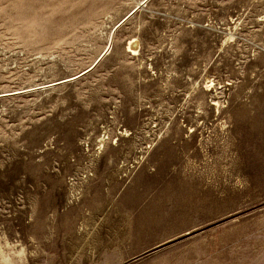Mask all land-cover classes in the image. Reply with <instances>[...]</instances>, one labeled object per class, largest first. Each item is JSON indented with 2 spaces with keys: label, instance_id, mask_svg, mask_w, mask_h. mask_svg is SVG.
<instances>
[{
  "label": "rangeland",
  "instance_id": "374dc122",
  "mask_svg": "<svg viewBox=\"0 0 264 264\" xmlns=\"http://www.w3.org/2000/svg\"><path fill=\"white\" fill-rule=\"evenodd\" d=\"M0 264H264V0H0Z\"/></svg>",
  "mask_w": 264,
  "mask_h": 264
},
{
  "label": "bare ground",
  "instance_id": "6f19581e",
  "mask_svg": "<svg viewBox=\"0 0 264 264\" xmlns=\"http://www.w3.org/2000/svg\"><path fill=\"white\" fill-rule=\"evenodd\" d=\"M133 38H134V37H133ZM133 38H131V39H133ZM127 47H128V49L130 48V49H132V50H135L136 47H138V46H137V40H136L135 38H134L133 40H130L129 43H128V46H127ZM128 49H127V50H128ZM130 49H129V50H130ZM136 51H137V50H136ZM132 53H133V52H132ZM134 53H135V52H134ZM102 138H103V136H102Z\"/></svg>",
  "mask_w": 264,
  "mask_h": 264
}]
</instances>
